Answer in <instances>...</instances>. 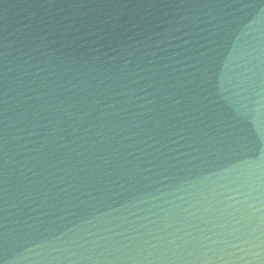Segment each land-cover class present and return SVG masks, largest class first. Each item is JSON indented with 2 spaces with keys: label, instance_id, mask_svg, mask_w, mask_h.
Returning a JSON list of instances; mask_svg holds the SVG:
<instances>
[{
  "label": "water",
  "instance_id": "1",
  "mask_svg": "<svg viewBox=\"0 0 264 264\" xmlns=\"http://www.w3.org/2000/svg\"><path fill=\"white\" fill-rule=\"evenodd\" d=\"M0 264H264V0H0Z\"/></svg>",
  "mask_w": 264,
  "mask_h": 264
}]
</instances>
